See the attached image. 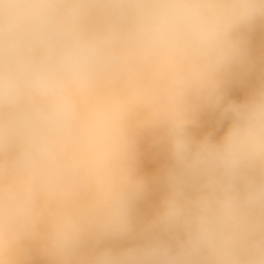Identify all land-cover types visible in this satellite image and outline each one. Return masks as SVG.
<instances>
[{
	"label": "clouds",
	"instance_id": "obj_1",
	"mask_svg": "<svg viewBox=\"0 0 264 264\" xmlns=\"http://www.w3.org/2000/svg\"><path fill=\"white\" fill-rule=\"evenodd\" d=\"M262 24L264 0H0V264H264V81L224 103ZM144 132L170 163L137 225Z\"/></svg>",
	"mask_w": 264,
	"mask_h": 264
},
{
	"label": "bare ground",
	"instance_id": "obj_2",
	"mask_svg": "<svg viewBox=\"0 0 264 264\" xmlns=\"http://www.w3.org/2000/svg\"><path fill=\"white\" fill-rule=\"evenodd\" d=\"M249 47L253 67L245 73L237 74L226 84L225 104L230 101H244L264 81V24L259 25L249 34ZM227 125L228 121L221 118L219 109H205L199 114L197 124L189 131L196 138L211 136L213 139H219ZM157 136V133L144 132L138 138L137 173L145 179L147 189L134 207L137 225L143 224L155 215L165 191L164 175L170 161L166 146L162 141H158ZM127 243L129 242L104 241L102 246L116 247ZM31 264H49V262L45 257L33 255Z\"/></svg>",
	"mask_w": 264,
	"mask_h": 264
}]
</instances>
